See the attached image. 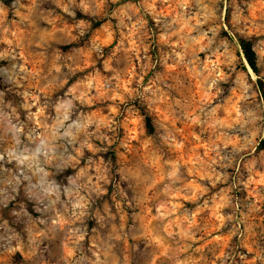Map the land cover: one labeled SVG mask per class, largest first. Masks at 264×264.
Wrapping results in <instances>:
<instances>
[{"label": "rangeland", "instance_id": "1", "mask_svg": "<svg viewBox=\"0 0 264 264\" xmlns=\"http://www.w3.org/2000/svg\"><path fill=\"white\" fill-rule=\"evenodd\" d=\"M259 78L264 0H0V264H264Z\"/></svg>", "mask_w": 264, "mask_h": 264}, {"label": "trees", "instance_id": "2", "mask_svg": "<svg viewBox=\"0 0 264 264\" xmlns=\"http://www.w3.org/2000/svg\"><path fill=\"white\" fill-rule=\"evenodd\" d=\"M99 25V24H96ZM224 35L226 36V32H224ZM237 42L240 48L241 55L247 64V66L250 68L253 74L259 77V65H258V58L257 55L253 49L252 42L250 40L242 39L237 37ZM258 91L264 95V89L261 82V79H258L257 83ZM141 115L144 119V124L146 128L147 134L151 135L154 132V126L152 123L151 116L146 112V110L143 108L140 110Z\"/></svg>", "mask_w": 264, "mask_h": 264}]
</instances>
